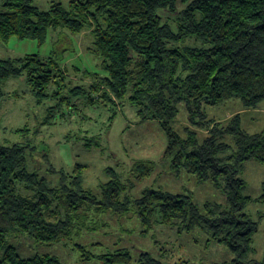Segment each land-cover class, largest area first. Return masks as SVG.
Instances as JSON below:
<instances>
[{
  "label": "trees",
  "instance_id": "trees-1",
  "mask_svg": "<svg viewBox=\"0 0 264 264\" xmlns=\"http://www.w3.org/2000/svg\"><path fill=\"white\" fill-rule=\"evenodd\" d=\"M1 6L0 43L16 38L43 45L49 30L89 31L88 50L100 60L104 75L92 74L90 84L70 86L55 56L0 59V113L5 81L20 76L44 109L33 130L27 125L11 129L20 141L0 140V264H60L48 254L20 256L9 244L11 236L50 243L102 228L103 215L130 213L142 234L154 225L179 234L204 232L208 243L234 254L219 264H264V253L260 260L251 258L257 224L245 213L252 198L244 195L246 182L239 177L246 161H264V129L249 133L242 127L244 113L264 100V0H55L46 10L29 0H2ZM81 99L90 106L103 103L108 122L124 102L141 121H156L166 138L163 156L171 173L210 183L225 202L199 205L190 194L151 187L134 197L133 182L111 167L95 192L85 185L86 165L77 163L65 172L47 159V172L58 175L52 183L31 166L36 139L45 126L66 120ZM232 101L240 111L223 121L209 118L206 107ZM182 105L189 124L183 133L174 126ZM200 131L206 132L202 138ZM94 139L86 145L93 146ZM154 170V162L138 161L131 176L142 182ZM258 200L264 203V181ZM75 248L82 261L96 257L83 244ZM98 257L102 264H162L147 251L135 259L125 247Z\"/></svg>",
  "mask_w": 264,
  "mask_h": 264
},
{
  "label": "rangeland",
  "instance_id": "rangeland-1",
  "mask_svg": "<svg viewBox=\"0 0 264 264\" xmlns=\"http://www.w3.org/2000/svg\"><path fill=\"white\" fill-rule=\"evenodd\" d=\"M52 1L55 0H29L30 4L41 10L48 9ZM59 1L66 3L68 0ZM1 2L2 0L0 11ZM164 15L173 18L168 13ZM91 40L89 31L73 35L49 30L43 45L34 40L16 38L11 39L8 44L0 43V59H17L28 54H36L42 59L55 56L66 69L68 80L71 79L70 86L88 85L92 82L90 75H104L100 60L88 50ZM187 43L193 42L191 40ZM3 90L6 97L0 113V140L20 141V136L13 134L11 129L27 125L33 130L37 116H41L44 109L36 105L24 76L9 78L5 81ZM75 104L76 110H72L66 120L59 119L55 124L42 128L36 139L37 149L31 156V166L40 169L41 175H47L52 183H56L58 175L47 172L50 165L55 170L71 172L75 164L80 163L87 166L84 172L86 187L95 192L99 190L98 184L106 181L105 169L111 167L121 173L124 179L129 178L133 182L131 193L134 197L151 187L190 194L199 205L205 202H225L223 193L215 190L210 183L198 184L185 173L179 177L171 173L168 161L163 156L166 138L156 121H141L126 102L118 104L117 114L111 122H108L110 114L103 103L90 106L81 99L76 100ZM240 110L241 106L236 101L218 107H206L209 118L220 121ZM244 114L242 127L247 132L258 133L264 129V100ZM82 116L85 117L84 120ZM188 125L182 105L174 126L183 133V128ZM205 135L206 132L200 131V138ZM93 137V146H87V141ZM143 160L154 162L155 170L150 177L137 182L132 178L131 170L135 162ZM239 177L246 182L244 195L252 198L245 213L257 224V231L253 236L255 253L251 258L260 260L264 253V203L258 198L264 181V161H246ZM100 220L104 223L102 228L95 231L84 230L81 235L70 239L39 243L27 236L15 235L9 238V244L22 257L48 254L57 257L60 264H102L103 260L98 256L121 247L128 248L135 259L142 251L150 252L162 264H180V261L185 264H219L234 257L224 245L208 243V236L202 231L179 234L173 228L154 225L148 234H142V227L132 213L126 217L106 214ZM75 244L87 246L96 257L89 262L82 261ZM132 264H136V261Z\"/></svg>",
  "mask_w": 264,
  "mask_h": 264
}]
</instances>
